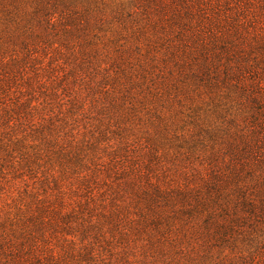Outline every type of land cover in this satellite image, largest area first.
<instances>
[{
    "label": "rangeland",
    "instance_id": "rangeland-1",
    "mask_svg": "<svg viewBox=\"0 0 264 264\" xmlns=\"http://www.w3.org/2000/svg\"><path fill=\"white\" fill-rule=\"evenodd\" d=\"M78 1L79 13L95 12L86 37L73 36L80 65L87 55L99 56L113 75V58L123 67L113 85L137 81L128 86L138 118L124 122L131 138L154 149L150 161L161 166L170 191L150 209L152 200L142 195L125 232L88 237L82 227L80 234L51 230L52 256L68 255L65 264H264V0ZM4 6L0 53H22L10 40L31 30L33 20L10 5L7 21ZM55 25L58 30L64 21ZM35 32L58 45L60 34L41 26ZM7 137L0 141V182L1 171L7 175L0 183V264L11 263L16 232L25 225L18 200L36 195L23 187L28 169L18 161L25 149Z\"/></svg>",
    "mask_w": 264,
    "mask_h": 264
},
{
    "label": "trees",
    "instance_id": "trees-1",
    "mask_svg": "<svg viewBox=\"0 0 264 264\" xmlns=\"http://www.w3.org/2000/svg\"><path fill=\"white\" fill-rule=\"evenodd\" d=\"M92 1H88L90 6ZM0 2L7 10L5 20L11 14L10 5L15 6L18 17L33 20L31 30H19L10 40L24 52L3 48L0 53V141L7 135L5 141L23 146L18 164H26L24 178L32 180L29 185L23 179V187L36 193L32 202H17V207H24L21 222L25 225L16 232L18 248L9 261L50 264L52 259L54 264H65L68 255L52 256L50 252L46 240L51 230L72 228L80 234L82 227L88 237H105L103 231L109 229L125 232L132 218L130 211L142 195L152 200L146 204L150 209L154 206L149 204L167 197L170 189L159 172L161 166L150 161L157 157L154 149L131 138L133 129L128 130L124 122L128 117L138 118L132 100L136 95L128 86L130 81L137 86V81L113 85L120 83L114 79H121L117 71L123 68L113 58L109 60L117 65L113 75L99 56L87 55L80 65V47L73 36L86 37L85 28L95 12L79 13L78 0ZM62 21L63 27L56 30L55 24ZM40 26L43 32L60 34L58 45L35 32ZM109 134L117 136L110 138ZM1 174L4 180L0 183L5 184L6 172ZM152 212L154 209L149 210ZM73 252L67 251L71 256Z\"/></svg>",
    "mask_w": 264,
    "mask_h": 264
}]
</instances>
